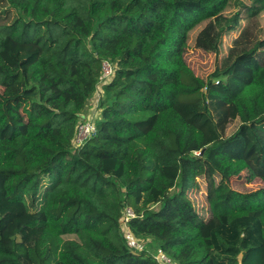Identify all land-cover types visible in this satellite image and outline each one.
Returning <instances> with one entry per match:
<instances>
[{
	"label": "trees",
	"instance_id": "obj_1",
	"mask_svg": "<svg viewBox=\"0 0 264 264\" xmlns=\"http://www.w3.org/2000/svg\"><path fill=\"white\" fill-rule=\"evenodd\" d=\"M227 36L211 77L197 76L188 48L218 57ZM10 46L32 51L19 62ZM104 60L116 71L97 134L76 148ZM256 79L264 0H0V264H159L148 248L130 249L127 207L135 237L176 264H264ZM247 170L262 188L233 189ZM199 179L201 214L189 197Z\"/></svg>",
	"mask_w": 264,
	"mask_h": 264
},
{
	"label": "rangeland",
	"instance_id": "obj_2",
	"mask_svg": "<svg viewBox=\"0 0 264 264\" xmlns=\"http://www.w3.org/2000/svg\"><path fill=\"white\" fill-rule=\"evenodd\" d=\"M23 8H28L34 0H19ZM231 37H225V47L222 51V53L217 57L214 53H205L201 50H197L195 48H188V51L185 55V59L187 61V64L190 66V68L194 71V73L202 78H210L213 72L216 69L217 64L220 62V58L223 55V53L226 52L228 49V46L231 43ZM11 54L18 59L19 62H22L24 60H27L29 57V54L32 50H23L21 48H16L14 46H10ZM10 54L7 55L8 58L12 56ZM256 83L258 86L263 87L264 82L260 79H256ZM3 90L0 88V92ZM14 105L20 110L23 116L26 118L28 117L29 113V103L24 100H17L14 102ZM239 127V122L234 121L230 124L227 135H231L234 133L237 128ZM199 155V154H198ZM197 155V156H198ZM199 189H195L189 193V197L194 203V206L200 214L202 213V210H206L207 203H206V194H207V188L206 183L204 180L199 179ZM230 186L238 191L241 192H254L257 191L259 188H262L263 183L254 178L252 173L250 171L243 172L240 176L231 178ZM17 229L15 228L11 229L8 233L5 234L3 241L7 246H11L13 238L17 236ZM147 246V248L154 254H156L159 250V246L157 243H153V240H142ZM71 263V262H70Z\"/></svg>",
	"mask_w": 264,
	"mask_h": 264
},
{
	"label": "built area",
	"instance_id": "obj_3",
	"mask_svg": "<svg viewBox=\"0 0 264 264\" xmlns=\"http://www.w3.org/2000/svg\"><path fill=\"white\" fill-rule=\"evenodd\" d=\"M115 67L108 61L104 60L102 63V73L97 84V90L93 99V106L90 109V115L88 117H83V121L77 126L76 138L74 140V146L76 148L83 147L87 142H89L97 134V128L94 121L98 115V109L101 101L104 99L105 90L104 88L108 85L115 76ZM198 155V153H196ZM137 215L133 208L127 207L123 211L121 219V231L123 236L128 242V245L132 251L142 252L147 249L144 242L137 239L130 229V222L136 219ZM154 258L159 264H176L169 256H167L162 251H158L154 254Z\"/></svg>",
	"mask_w": 264,
	"mask_h": 264
}]
</instances>
